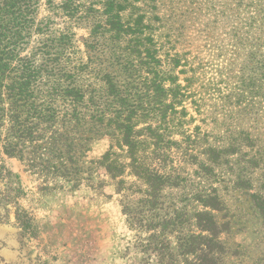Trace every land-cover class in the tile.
<instances>
[{"label": "trees", "instance_id": "1", "mask_svg": "<svg viewBox=\"0 0 264 264\" xmlns=\"http://www.w3.org/2000/svg\"><path fill=\"white\" fill-rule=\"evenodd\" d=\"M126 1L46 0L49 14L39 17L41 0H0L2 151L47 187L112 186L129 227L148 233L156 264L176 260L170 236L184 264H264V253L249 256L226 238L241 226L220 186L230 182L223 188L234 200L245 191L264 221V51L253 128L217 135L207 118L198 116L205 129L194 124L189 107L203 113L187 58ZM82 8L83 51L71 27L54 19L57 9L82 19ZM103 136L108 148L89 158L91 142ZM174 190L179 200L165 204Z\"/></svg>", "mask_w": 264, "mask_h": 264}, {"label": "rangeland", "instance_id": "2", "mask_svg": "<svg viewBox=\"0 0 264 264\" xmlns=\"http://www.w3.org/2000/svg\"><path fill=\"white\" fill-rule=\"evenodd\" d=\"M124 4L154 18L156 32L168 36L173 43L165 40L187 58L194 97L203 113L189 107L194 124L205 129L200 116L207 118L217 135L231 129L251 131L259 112L252 90L259 83V52L264 51V0H127ZM83 10L82 19L68 20L58 9L54 16L56 27L65 23L71 27L82 51L89 25ZM48 14L46 0H41L38 16ZM109 144L107 136L93 140L89 158L102 155ZM229 183L220 184L221 194L230 213L238 214L232 219L237 227L240 222L241 229L226 238L256 257L264 253V221L250 208L245 191L234 200L231 189L223 188ZM51 186L26 170L18 158L6 155L0 142V264H156L155 253L146 246L148 233L129 227L112 186ZM166 193L165 204L168 198H180L178 190ZM16 212L28 220V227L21 225ZM169 239L176 258L173 264H184L174 238Z\"/></svg>", "mask_w": 264, "mask_h": 264}]
</instances>
